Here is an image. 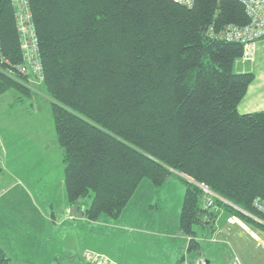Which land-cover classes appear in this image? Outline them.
I'll return each mask as SVG.
<instances>
[{
  "label": "trees",
  "instance_id": "obj_1",
  "mask_svg": "<svg viewBox=\"0 0 264 264\" xmlns=\"http://www.w3.org/2000/svg\"><path fill=\"white\" fill-rule=\"evenodd\" d=\"M28 1L68 205L91 223L117 220L143 180L176 176L191 257L205 249L195 228L217 210L264 234V110H237L255 76L233 69L240 44L207 31L248 22L237 0ZM22 54L15 9L0 0V96L31 94ZM0 264H11L1 247Z\"/></svg>",
  "mask_w": 264,
  "mask_h": 264
},
{
  "label": "rangeland",
  "instance_id": "obj_2",
  "mask_svg": "<svg viewBox=\"0 0 264 264\" xmlns=\"http://www.w3.org/2000/svg\"><path fill=\"white\" fill-rule=\"evenodd\" d=\"M240 60L235 62V72L247 70L242 68ZM257 77L264 94V59ZM28 87L32 90L30 95L10 90L0 96V162L3 164L0 178L4 183L14 182L20 176V171H29L32 175L26 173L27 177L22 179L25 184L30 187L33 185V175L42 176L41 182L45 184V188L55 194L50 203L40 207L41 214L47 219L49 217L46 222L37 211L23 202L26 195L21 197L20 207L8 204L11 214L20 212L21 220H25L26 228L22 227V232L30 238L28 242L37 245L45 239L47 241L49 233L50 239L56 238L57 231L54 232L53 229H57V222L55 224L50 215L56 214L61 208V195L65 201L66 193L63 182V151L57 143L50 100L41 84L30 80ZM251 91L256 92L254 89ZM245 99L251 101L249 91L243 101ZM147 184L151 185L148 180L141 182L138 193L135 192L128 203V209L127 206L125 208L127 211L124 209V214L117 220L102 217L100 221L91 224L78 220L69 222L74 227V232L70 235V247L66 248L69 253L58 264H79L81 261L86 264L82 258L85 251L98 252L118 264H165L169 261L175 264L177 260V264H193L198 259H209L210 264H232L234 257L242 264H264V234L256 233L236 218L235 223H229L231 217L220 210L216 211V220L208 222L209 228H195L205 249L196 258L191 257L186 252V237L179 232L184 183L178 177L171 176L161 188L151 185L153 189H148L145 187ZM6 198L12 199L9 195ZM74 217V210H68L67 218L72 221ZM65 229L69 231L65 227H61L59 231ZM31 252L32 250L27 256H31ZM44 255L46 256L40 262L35 259V264H46L44 258L49 257V253ZM11 264L16 262L13 260Z\"/></svg>",
  "mask_w": 264,
  "mask_h": 264
},
{
  "label": "crops",
  "instance_id": "obj_3",
  "mask_svg": "<svg viewBox=\"0 0 264 264\" xmlns=\"http://www.w3.org/2000/svg\"><path fill=\"white\" fill-rule=\"evenodd\" d=\"M263 59H264V39L260 40L256 44L254 48L253 56L250 60H243V59L240 60L242 61L241 62L242 68H247V70H241L238 72H244V71L252 72L255 76L253 82L250 84L251 86L249 85L247 89V91H249L251 94V99H250L251 101L247 99L243 101V98H242V100L239 102L237 106V110L240 114L253 113V112H259V111L264 110L263 89L260 88V84L257 82L258 81L257 75L260 72V67L263 64ZM252 89H254L256 92L251 91ZM246 93H245V96H246ZM2 165L3 164L0 162V172H1ZM28 172H26L28 175H32V173H28ZM26 173L24 171H20V176L16 178L14 182L4 183V181H1V178H0V247L11 258V262H13L14 260L16 264H35L36 261L40 262V259L43 256L44 257L46 256L44 254H48V253L49 255L47 256L49 257L44 258L45 259L44 263L58 264L62 261V259H66L67 256H64V255H67L69 253L66 248L70 247V235L72 232H74V227L71 226L69 222H73L74 220H78V222H83V223L85 222V223H90V224L91 222L87 221L86 218L82 216L80 212L81 211L80 206L68 205L66 198L64 201L61 195V201H60L61 208L58 209L56 214L51 213L50 215V217L54 219V223L56 224L57 222L56 224L57 229H53L54 232L57 231L56 238L50 239V233H49V238H47V241H45L46 240L45 239L43 240V242L38 243L37 245H31L28 242L30 238H27L26 233L22 232V227L26 228V223L24 220L26 216H24V219H23L24 222H23L21 220L22 216L20 212L16 214H11L12 210L8 209L9 207L8 204L11 203L13 204L11 206L20 207V203L22 202L21 197L23 195L24 196L26 195L25 196L26 198L24 197L25 199L23 200V202H26L28 207L32 208L33 211L35 212L37 211V214L41 215L42 219L46 222L49 220V217L47 219L46 217H44L43 213L41 214L42 210H40V207L41 205L50 203L55 198L54 197L55 194L52 193L51 191H48L45 188V184L41 182L42 176L35 177L33 175V177H31L33 180V185L29 187V185L25 184L22 181L24 177H27ZM145 187L148 189H153V187L149 184L145 185ZM137 193L138 191L136 192V194ZM8 195L12 199L6 198ZM26 204H23V205L27 206ZM127 209H128V205H127ZM127 209H125V212L127 211ZM68 210H74L75 217L74 219H71L72 221H70V218L69 219L67 218ZM18 211L20 210L18 209ZM123 214L124 213H122V215ZM61 227H65L69 231H66V229L63 230L64 232L59 231ZM50 228L52 229V226ZM183 239L185 240V238ZM37 247H39V249H36ZM31 250H32L31 252L32 255L27 256V253L29 255ZM61 256H64V257H61ZM46 260L48 262H46ZM69 262H72V260H69ZM81 262L83 264V261ZM177 262L178 260L175 262V264H177ZM121 264H126V263L121 262ZM165 264H172V261L166 262ZM206 264H210L209 259H206Z\"/></svg>",
  "mask_w": 264,
  "mask_h": 264
},
{
  "label": "built area",
  "instance_id": "obj_4",
  "mask_svg": "<svg viewBox=\"0 0 264 264\" xmlns=\"http://www.w3.org/2000/svg\"><path fill=\"white\" fill-rule=\"evenodd\" d=\"M173 3L184 7H192L194 0H170ZM243 7L248 22L243 26L234 24H224L218 30L213 27L208 28L210 37L225 42H233L242 46L243 60H250L254 53L256 44L264 39V0H237ZM15 9V20L20 32V46L22 48V63L17 66L23 75H29L30 80L40 84L44 79L43 67L39 56V42L36 27L32 20V13L28 0H11ZM2 60V59H1ZM205 194L209 195L207 188L200 185ZM209 207L212 204L210 197H206ZM257 208L264 213V202L255 201ZM229 223L233 224L237 220L231 217ZM88 264H118L107 256L93 251H85L82 255ZM186 264V263H183ZM193 264H206L204 260L198 259ZM232 264H242L237 258H233Z\"/></svg>",
  "mask_w": 264,
  "mask_h": 264
},
{
  "label": "water",
  "instance_id": "obj_5",
  "mask_svg": "<svg viewBox=\"0 0 264 264\" xmlns=\"http://www.w3.org/2000/svg\"><path fill=\"white\" fill-rule=\"evenodd\" d=\"M182 176H183V175H182ZM183 177H185V176H183ZM186 179L190 180V179H189V178H187V177H186Z\"/></svg>",
  "mask_w": 264,
  "mask_h": 264
},
{
  "label": "bare ground",
  "instance_id": "obj_6",
  "mask_svg": "<svg viewBox=\"0 0 264 264\" xmlns=\"http://www.w3.org/2000/svg\"><path fill=\"white\" fill-rule=\"evenodd\" d=\"M207 188V187H206ZM208 190V189H207Z\"/></svg>",
  "mask_w": 264,
  "mask_h": 264
}]
</instances>
